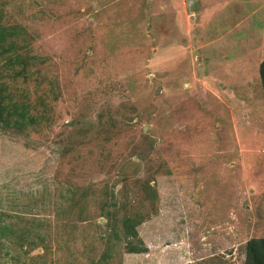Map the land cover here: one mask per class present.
Masks as SVG:
<instances>
[{
  "label": "rangeland",
  "instance_id": "374dc122",
  "mask_svg": "<svg viewBox=\"0 0 264 264\" xmlns=\"http://www.w3.org/2000/svg\"><path fill=\"white\" fill-rule=\"evenodd\" d=\"M0 15L28 30V75L8 82L40 119L0 127V264H245L264 237V0H0Z\"/></svg>",
  "mask_w": 264,
  "mask_h": 264
},
{
  "label": "trees",
  "instance_id": "16d2710c",
  "mask_svg": "<svg viewBox=\"0 0 264 264\" xmlns=\"http://www.w3.org/2000/svg\"><path fill=\"white\" fill-rule=\"evenodd\" d=\"M28 30L24 25L18 23H6L4 16L0 15V127L3 130L16 129L21 132L30 125L39 122L38 116L31 112V105L25 100L14 97L10 91L9 82L19 77L28 75L29 57L22 53L26 48ZM260 77L264 89V59L260 64ZM150 185V182H149ZM0 212V243L1 238L7 237L14 232L12 224L2 223ZM144 219L140 216L127 215L123 219L126 236L129 238V252L138 253L146 250L138 237L137 226ZM27 232L20 231L21 245H30L25 236ZM245 264H264V237L251 238L246 245Z\"/></svg>",
  "mask_w": 264,
  "mask_h": 264
}]
</instances>
